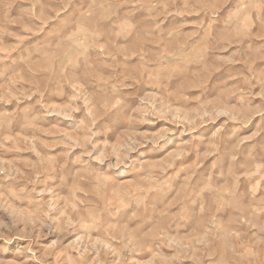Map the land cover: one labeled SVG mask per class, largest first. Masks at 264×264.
I'll return each mask as SVG.
<instances>
[{"label":"rangeland","instance_id":"1","mask_svg":"<svg viewBox=\"0 0 264 264\" xmlns=\"http://www.w3.org/2000/svg\"><path fill=\"white\" fill-rule=\"evenodd\" d=\"M0 264H264V0H0Z\"/></svg>","mask_w":264,"mask_h":264}]
</instances>
